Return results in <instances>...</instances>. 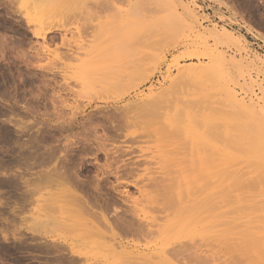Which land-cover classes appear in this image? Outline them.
<instances>
[{"label": "rangeland", "instance_id": "obj_1", "mask_svg": "<svg viewBox=\"0 0 264 264\" xmlns=\"http://www.w3.org/2000/svg\"><path fill=\"white\" fill-rule=\"evenodd\" d=\"M96 4L103 5V8L98 9ZM96 10L100 11L96 12ZM217 71L220 75L216 73ZM0 83V107L5 109L1 108V110L5 113L13 106L15 110V112L13 109L8 110L5 115L0 113V136L5 132L9 134L11 131L8 130H12L17 137L21 132L19 134L21 137L18 138L22 139L17 144L26 143L27 147L23 149L25 154L31 144L30 136L36 133L35 130L41 128L43 133L49 130L46 131L49 134L54 130L53 125H59L56 123L58 118L67 119L78 107L75 114H79L80 110L82 114L76 116L80 117L82 122L89 124L92 123V118L99 124L102 119L106 124V120L110 117L114 121L121 113L128 112L127 109L136 114L140 112L139 109L137 110L140 107L139 103L143 102L161 101L160 106L166 108L158 109V114L159 110L160 114L171 112L174 114L178 109L181 112L190 103L197 106L196 108L192 106L194 107L192 110L191 106L187 107L191 112L194 110V114L200 115L201 113L197 111L203 108L202 113L212 118L211 121L216 117L212 125L224 123L225 126V129L217 127L220 130L213 126L215 130L223 131V137L215 136L211 140L210 149L214 148V150L210 151L212 160L208 167V180H205L209 182V186L212 185L211 188L209 187L212 189H209L210 194L213 195L212 199L218 202L222 197L226 203L216 209L215 215L213 214L215 210L211 212L208 225H193V228H187L189 229L187 233L190 232L189 235H192L191 237L198 244H203L204 239L209 238L211 246L207 253L209 257L205 256L208 258L207 264H236L237 261L235 263L232 260L239 261L240 258L243 262L246 260L244 264H251L254 256L258 260L256 264H264V165L261 163L263 161H256L260 155L248 150L249 146H246L245 140L240 141L241 146L239 142V146L234 143V140L241 139V136L230 140L231 134L233 136L240 134L239 131L234 130L235 128H229L231 123L236 128L240 124L247 127L261 124L262 126L259 127L264 131V0H0ZM227 91H231L229 93L233 100L230 101ZM6 93L10 94L6 95ZM12 99L16 103L10 101ZM16 99L18 102L20 100L18 106ZM234 100H238V105L243 104L239 107L234 104L236 102H232ZM32 101L33 103L35 101L32 104L36 107L35 113L29 112V106L27 107V102L30 105ZM61 102H65L64 106ZM135 105L138 107L135 108ZM52 112L60 117L56 119ZM236 113L238 114L235 115ZM86 118L87 120H84ZM53 120L55 123H52ZM37 121L44 123L43 125L40 123L42 127L37 125L35 128L34 123ZM94 121L93 123L97 124ZM237 121H242L243 124ZM215 122L218 124L216 125ZM51 123L53 125H50ZM108 123L110 124V121ZM107 124L106 126L109 127L110 125ZM101 125L98 127L99 135L104 133ZM27 126L34 128L28 130L30 128ZM140 130L135 126L128 132L139 134ZM16 136L14 138H17ZM261 137L264 141V134ZM2 140L0 137V141ZM28 140L30 144L27 143ZM125 140L121 138L116 146L128 148L131 144L129 142L126 144ZM13 143L16 142L12 140L6 143L0 142V161L2 160L0 264H59L52 262L51 256L33 250L37 244L46 243L45 237L39 235L38 238L36 236L38 233L34 230L35 206L30 202L31 204L20 209L15 199L20 195L16 186L24 182L25 191L28 190L26 186L31 184L30 180L33 176L31 174L34 171L27 166L32 162L24 164L31 160L25 159V161L24 158L21 160L20 149L18 150L20 146L17 147V144L14 146ZM45 144L44 146H47ZM161 144L159 142L137 144L145 151L143 155L149 162L145 165L146 168L152 170L149 172L151 174H146L148 176L141 170L137 177L144 179L158 176L155 174L157 172L155 169L159 165H154L156 161L150 164L149 159L159 154L157 151L163 149L160 148L163 146ZM196 144L199 149L203 146L200 142ZM13 150L18 151V154ZM254 153L259 155L258 157L256 155V160ZM140 155L137 152L134 156L138 157L134 159L137 160ZM91 158L86 156L85 162L95 163ZM13 159L17 162L14 160L8 165L7 162ZM102 164L103 161L100 162V165ZM12 181H18L19 184H14ZM27 181L30 184L26 185ZM223 182H226V187ZM13 184L16 189L11 187ZM31 187L30 185L29 190L32 189ZM127 190L134 198L139 197L133 187ZM223 193L228 199H225ZM13 194L16 197L12 199ZM19 211L21 215L17 214ZM145 211L149 216L155 215L149 213L148 208ZM228 224L231 226L229 227ZM221 227L225 232H221ZM227 229L230 231L228 232ZM222 239L225 242L241 244L245 241V246L248 245L249 248L247 246L246 251L242 244L244 248L242 250L245 251L244 254L253 252L251 257L249 254L243 255V252L240 254L239 251V258V254L235 253L237 251L234 252L235 256L226 253L225 248L222 247ZM124 240L130 244L132 241L134 245L147 244V241L137 239ZM251 242L256 245V249L251 248L249 245ZM219 247L224 249L220 250ZM92 249L87 251L89 252L87 259L80 264L130 263L121 259L123 257L110 255L106 257V251L100 246L96 248L94 246ZM145 254L147 259L151 256L148 250ZM247 258L252 259H250L251 263ZM152 259L154 263L158 262V258L152 256Z\"/></svg>", "mask_w": 264, "mask_h": 264}, {"label": "bare ground", "instance_id": "obj_2", "mask_svg": "<svg viewBox=\"0 0 264 264\" xmlns=\"http://www.w3.org/2000/svg\"><path fill=\"white\" fill-rule=\"evenodd\" d=\"M96 7L98 9L99 8L101 9V7L103 8V5L96 4ZM99 11L96 10V12ZM86 14L89 15V13ZM85 24L86 22L84 23V25ZM87 26L90 29L89 25ZM216 73L219 74L220 72L218 73L217 71ZM42 78L44 77L42 76ZM227 92H228L227 96L231 98L229 93L231 91H227ZM7 94L10 93H6V95ZM231 100L233 99L231 98L230 101ZM10 101H13V99ZM16 101L18 102L17 99ZM19 102L17 106L19 105ZM155 102L152 101L151 102L152 104L149 102L148 103L143 102L141 104L139 103L140 107H138V105H135V108L137 106L138 107L137 110L139 109L140 111L136 114H133L132 111L129 112V110L127 109L128 112H123L121 113V115L119 114L120 117L116 118V120L114 119V121L113 118L111 120L110 117L109 120H106L107 123L108 121H110V124L108 123L110 125L109 127L106 126L107 123L105 124L102 122L103 119L101 122L106 127L102 126L103 124L101 125L100 121H99L100 124L97 123V120L94 121L93 118L91 119L92 121L91 124H89V122L88 123L82 122V119L76 116L82 114L81 110L79 109L80 110L79 114L78 113L75 114L76 109L79 108L78 105L77 106L78 108L75 109V112L74 109L72 108L74 113H72L73 116L70 113L71 118L70 117H68L69 119L61 118L62 120L58 118L57 121L55 120L56 123L59 124L57 126L52 124L55 123L53 120L50 125H53L54 130L49 126L50 130L51 129L53 130V131L51 130L52 132H50L49 134L47 133L49 130L47 131L46 129L45 130L47 132L45 131V133L41 131V128L35 130L36 133L35 134L33 133L32 134L33 136H30L31 144L29 143L30 142L29 140L28 142L26 141L28 144H30V147L26 151V154L25 152L23 153V149L26 146L25 145L26 143L23 142L21 144H17V142L20 139H22V138H18L19 136L21 137V135H19L21 134V132L18 133V137L16 136L17 134H15L14 132L12 133V130H8V129H7L8 131H11L10 133L15 135L14 136L12 134L10 135V133L8 134L7 132L2 133V136H0L3 139L2 141H5L6 143V141L9 142L12 140L13 142H16L15 144H17V147L18 145L20 146L18 150L20 149L19 157L22 158L21 160H23V158L24 160L25 159L31 160L30 162L27 161L24 164H28L32 162L31 165L30 164L27 165L28 168L30 169L32 168V170L34 171L31 174L33 175L31 177L32 180H30L31 184L28 181L26 182V185L27 183L30 184L32 186L31 187L32 189L29 190L30 185H28L26 186L28 187L27 188L28 190L25 191L24 182H23V184L16 186L20 191V193H18L20 194L19 196L17 195L15 190L13 191H15L16 195L18 196L15 200H17L20 209H23L30 202L35 206L34 221H33V223H35L34 230L35 233H38L36 235L37 237L39 235L45 237L46 243H44L43 245H41V243L40 245L37 244L35 240H37L40 236L38 238L36 237L37 239L35 238L34 241L36 242L37 245L36 244L35 245L37 246L38 249L35 248L36 246H34L33 250L35 251L38 250L37 252H39L40 254L42 253L43 255L46 254L49 255V257L51 256L50 259L52 258L54 260L53 261L51 259V261L57 262L59 264H80L83 260L85 261V259H87V254L89 253L87 251H90V249H92L94 246L95 248L98 246L102 247L106 251V253L104 252L106 254V257H108L109 255L123 257L121 259H124V261L125 260L129 261L130 262V263L128 262L129 264H141V263L171 264L174 262H178L182 264H207L208 258L206 257L207 256L209 257L207 253L210 251L209 249L211 246V244H209L211 243L210 240H208L209 238L206 237L207 239H204L205 242L203 241L204 242L203 244L202 243L198 244L196 241L193 240V238L191 237L192 235H189L190 232L187 233V230H189L190 227L193 228V225L195 226L198 224H200V226L208 225L207 223L210 219V214H212L211 212L215 210L213 212V214L215 215V213H217V210L226 201L224 200V198L220 197L221 200L215 202L214 199H212L211 197L213 195L210 194V190H212L210 188L212 185L209 186V182L207 183L205 180L209 175L208 167L210 164V160H212L211 159L212 155L210 151L214 150V148L210 149V147H212L210 146L212 142L211 140L215 136L216 138L219 136L223 137L222 136L223 131L222 130L219 131V130L224 128L225 126L224 123L221 122H220L221 124L219 125H217L218 123L215 122L217 126L212 125L213 124L212 123L213 120L211 121L212 118L202 113L201 110L203 108L197 111L201 113L200 115L194 114L193 112L194 110L191 112L190 109L192 110L194 107L195 108L197 107L194 104L191 103L188 104L189 106H191L190 109H188L189 106H185L183 110L180 109V111L182 110L181 112H179L178 109L174 114L172 112H171L172 114L171 113L160 114V110L162 108L165 109L166 107L163 105L166 104H163L162 105L163 107H161L160 106L162 104L161 101H155ZM232 102H236L234 104H236L237 106L243 104L242 103L238 105L239 103L238 100H234ZM13 103L16 102L13 101ZM27 103H28L27 107L29 106L28 107L29 112L35 113L36 109L34 108L36 107H33L32 105L35 103V101L34 103L32 101L30 105L29 102ZM61 103L63 105L65 102L64 103L61 102ZM31 105L34 111H32V108L30 109ZM52 105L54 106V104ZM13 107L10 108L13 109ZM55 107H53L54 110ZM1 108L2 107H0V113L4 115L5 113L8 112V110H11V109H7L6 110L7 112L3 113ZM158 109H160L159 114L157 112ZM54 110L53 112L56 111ZM247 110H249V108ZM203 112L205 111L203 110ZM215 113L217 115V112ZM45 114L46 113H44V115ZM237 114L238 113H236L235 115ZM53 116H55V118L60 117L59 115L56 116L55 114ZM61 117H65V116L61 115ZM90 117L91 116H89V118ZM106 117L108 118V116ZM84 120H87V118ZM93 121L96 122L97 124H94ZM252 121L254 123V120ZM35 123H34L35 128L37 127V125L41 126L42 124V122H38V121L36 124ZM85 123L89 125L87 126ZM240 123L243 124L242 121ZM45 125H47V123ZM100 125L102 127L101 130L104 129L103 131L104 133L101 132L102 135H99V131H98V127ZM135 126L141 129L143 132L141 133L140 130L138 131V133L140 132L139 134H137V132L129 133L130 128ZM213 126H215L216 128L219 127L220 129L217 128L219 130L217 129L215 130L214 129L215 127ZM259 126L258 124H256L253 125L252 127H247L244 126V124L243 125L240 124L239 127H237L238 128L237 129L235 126L233 127L231 123V125H229V128L230 127L231 129L235 128L234 130L239 131L240 135L236 134V136L235 135L233 136V134H231L232 138H230V140H233V137L238 139L237 137L241 136V139L234 140V143H237L238 145L239 142L240 145L241 144L240 141L243 140L244 142L245 140V143H247V145L245 143L244 144L246 146H249V148L247 147L248 150L250 149L251 152L253 151L260 155V157H258L259 155L256 154L258 157L256 160V155L254 153L255 160L260 162L262 160L264 162V141L263 139H261L263 138L261 136L264 134L263 133L264 131L262 130L263 128H260L262 125L260 127ZM27 127L30 128L28 130L34 128V127L32 128V126L31 127L27 126ZM49 127L47 129H49ZM227 130L225 131L228 133L229 131ZM234 130H232L233 133H235ZM65 133H67V135ZM15 136L17 138H14ZM121 138H125L126 139L125 141H127V143L126 142L125 143L126 144L130 143L131 145L128 148H126L127 146L125 148L116 146V143L119 144ZM2 141L0 142L2 143ZM48 142L51 143V144L49 143V145L51 146L47 145ZM151 142H159L160 144L161 143L163 144V146L160 147L163 149L157 151L159 152V154L156 152L157 156L151 157V159H149L151 160L150 164L156 161L154 165L155 166L159 165L155 169L157 170L155 174H157L158 176H154V177L150 176L144 179L143 177L139 178L137 176L138 174H140L141 170L146 172L145 175L152 170L149 169L148 167L146 168L145 165L147 164L148 161L145 160L146 156L143 155L145 151L142 146H137V144L151 143ZM199 142L203 145V146L200 145L202 146L201 149H199V147L196 144V143L199 144ZM18 143H20V141ZM222 143H224V141H222ZM15 144L13 143L12 145L15 146ZM44 144L49 147L44 146ZM240 148L243 149V147ZM246 151L247 149L245 150V152ZM17 152L14 151V153ZM137 152H139L141 155L137 160H135L134 158L138 156L135 157L134 154H136ZM86 156H88L89 158L93 157V159L92 158L91 159L92 161L94 160L95 163H91L90 161L91 159H88L90 161V164H87V162H85L84 159ZM14 160L16 159L7 162V164L9 165ZM102 161L103 164L100 165V162ZM0 162H1L0 164H2V160ZM15 162H17V160ZM263 162L261 163L264 165ZM24 164L22 165L25 166ZM144 166L145 168L143 169ZM199 166L201 168H199ZM83 174L85 175L83 176ZM112 179H114L115 181H113ZM130 179L133 180L129 181ZM15 182L14 184H19L17 183L18 181L16 183ZM223 183L226 184V182ZM14 184L11 187L16 189ZM224 186L226 187L227 184ZM129 187L130 188L133 187L134 189H136L139 194V197L134 198V196H131L132 194L130 195L129 191L127 190V188ZM13 195L11 196L12 199L16 197L15 194ZM223 196H225L224 193ZM226 197L227 196H225V199H228ZM17 202H15V204H17ZM227 202L229 203V200ZM213 203L216 204L213 205ZM147 208L149 210V213L151 212V214H155L156 216L155 215L149 216L148 213H146L147 211H145V209ZM19 213L17 214L21 215V213L20 214ZM5 220L8 221L7 219ZM207 228L208 227H205V229ZM222 231L224 230H222L221 227V232ZM227 231L226 233L228 236V232L230 230L228 232ZM78 232L80 233L77 234ZM222 234L223 233H221V235ZM217 235L219 236V234ZM130 238L141 241H147V244L146 246H141L140 244L137 243H136L137 245H134L135 243L132 244V241L130 244L128 241L124 240ZM223 239H222L223 241L222 247H224L225 249L219 247L220 250L224 249L226 253H231L234 256H235L234 254L235 251H237L235 253H238L239 251L240 254L243 252V255L249 254V252H246L244 254L245 251L242 250L244 249L242 246L246 245L245 241L244 243L242 242L243 244L242 245L239 242H237L239 244L231 243L229 241L225 242L224 240L226 239L224 240ZM222 241L220 240V243H222ZM253 242H251L249 245L251 246V248L253 247L254 249H256L257 247L254 244L255 242L254 243ZM247 246H245V249ZM136 248H138L139 250L136 251L135 250ZM146 250H148L149 255H151L148 259L145 257L147 256V254H145ZM254 252L256 253L255 250ZM7 253L5 254L8 255ZM252 253L253 252L249 254L250 257ZM240 254L238 255V258ZM152 256L158 258V262L154 263ZM255 257L256 256H254V258L252 257L253 260L250 258L252 260V263L249 258L247 259L248 261L250 260L249 262L251 264H256L258 260L256 259L257 257L256 258ZM47 260H49V258ZM232 262H235L236 264H244V262L241 261V258L239 261L234 259V261L232 260Z\"/></svg>", "mask_w": 264, "mask_h": 264}]
</instances>
